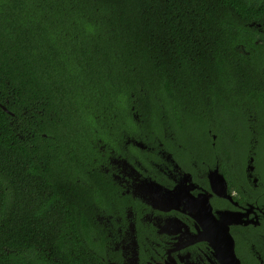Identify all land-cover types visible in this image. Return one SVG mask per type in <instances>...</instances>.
Wrapping results in <instances>:
<instances>
[{
  "label": "trees",
  "instance_id": "16d2710c",
  "mask_svg": "<svg viewBox=\"0 0 264 264\" xmlns=\"http://www.w3.org/2000/svg\"><path fill=\"white\" fill-rule=\"evenodd\" d=\"M136 119L256 145L264 0H0V264L89 263L93 144Z\"/></svg>",
  "mask_w": 264,
  "mask_h": 264
},
{
  "label": "flooded vegetation",
  "instance_id": "af4514ba",
  "mask_svg": "<svg viewBox=\"0 0 264 264\" xmlns=\"http://www.w3.org/2000/svg\"><path fill=\"white\" fill-rule=\"evenodd\" d=\"M135 122L93 144L87 264H264V135L237 150L210 123Z\"/></svg>",
  "mask_w": 264,
  "mask_h": 264
},
{
  "label": "rangeland",
  "instance_id": "374dc122",
  "mask_svg": "<svg viewBox=\"0 0 264 264\" xmlns=\"http://www.w3.org/2000/svg\"><path fill=\"white\" fill-rule=\"evenodd\" d=\"M224 138H225V140H230L231 141L230 136H228V135H225ZM262 158L264 160V152H262Z\"/></svg>",
  "mask_w": 264,
  "mask_h": 264
}]
</instances>
